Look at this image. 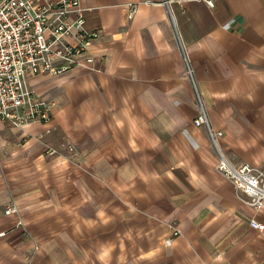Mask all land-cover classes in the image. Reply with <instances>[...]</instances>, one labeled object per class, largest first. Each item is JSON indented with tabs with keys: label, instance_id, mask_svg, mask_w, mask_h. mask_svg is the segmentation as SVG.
<instances>
[{
	"label": "crops",
	"instance_id": "0c3cea01",
	"mask_svg": "<svg viewBox=\"0 0 264 264\" xmlns=\"http://www.w3.org/2000/svg\"><path fill=\"white\" fill-rule=\"evenodd\" d=\"M163 1L80 0L94 70L29 79L51 122L0 121V264H264V207L216 170L182 52L224 157L264 170V0Z\"/></svg>",
	"mask_w": 264,
	"mask_h": 264
},
{
	"label": "built area",
	"instance_id": "2783aa9c",
	"mask_svg": "<svg viewBox=\"0 0 264 264\" xmlns=\"http://www.w3.org/2000/svg\"><path fill=\"white\" fill-rule=\"evenodd\" d=\"M163 3L173 17V1ZM207 4L212 7L213 0H207ZM137 7L136 3L129 4V19ZM231 24L232 21L224 24V29L229 30ZM99 38V31L87 28L80 0H0V121L21 130L34 123L51 122L54 105L36 95L29 87V79L39 74L56 77L74 68L94 70L91 50ZM182 52L198 107L193 123L207 132L218 155L216 170L234 184L246 205L256 210L264 207V170L249 164L233 166L224 157L219 145L223 132L213 127L183 47ZM46 153L53 155L57 151L48 148ZM4 212L19 214L16 204L7 206ZM17 226H23L21 219ZM250 226L264 231V224L255 219ZM172 235L178 236L180 231L173 228ZM3 236L5 232L0 233Z\"/></svg>",
	"mask_w": 264,
	"mask_h": 264
},
{
	"label": "rangeland",
	"instance_id": "374dc122",
	"mask_svg": "<svg viewBox=\"0 0 264 264\" xmlns=\"http://www.w3.org/2000/svg\"><path fill=\"white\" fill-rule=\"evenodd\" d=\"M44 85V84H43ZM42 87V86H41Z\"/></svg>",
	"mask_w": 264,
	"mask_h": 264
}]
</instances>
